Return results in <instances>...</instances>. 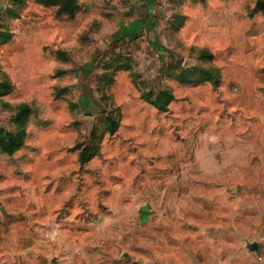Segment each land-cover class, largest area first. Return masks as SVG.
<instances>
[{
  "label": "rangeland",
  "instance_id": "rangeland-1",
  "mask_svg": "<svg viewBox=\"0 0 264 264\" xmlns=\"http://www.w3.org/2000/svg\"><path fill=\"white\" fill-rule=\"evenodd\" d=\"M260 3L8 8L0 264H264Z\"/></svg>",
  "mask_w": 264,
  "mask_h": 264
},
{
  "label": "crops",
  "instance_id": "crops-1",
  "mask_svg": "<svg viewBox=\"0 0 264 264\" xmlns=\"http://www.w3.org/2000/svg\"><path fill=\"white\" fill-rule=\"evenodd\" d=\"M139 5H153L155 0H137ZM15 0H0V17L7 12L8 8L15 6ZM85 258V257H84ZM54 257L46 250L45 246L34 239V264H54ZM79 264H85L86 259L78 260ZM62 264H74L73 261H68Z\"/></svg>",
  "mask_w": 264,
  "mask_h": 264
},
{
  "label": "trees",
  "instance_id": "trees-1",
  "mask_svg": "<svg viewBox=\"0 0 264 264\" xmlns=\"http://www.w3.org/2000/svg\"><path fill=\"white\" fill-rule=\"evenodd\" d=\"M40 4H43L45 6L50 5H56L61 8L63 11H70L76 4V0H36ZM25 0H15L14 4L15 6H22L24 4ZM263 5L264 3H260Z\"/></svg>",
  "mask_w": 264,
  "mask_h": 264
}]
</instances>
